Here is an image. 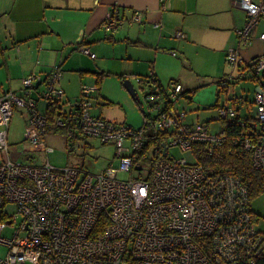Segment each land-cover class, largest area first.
<instances>
[{
	"label": "built area",
	"instance_id": "built-area-1",
	"mask_svg": "<svg viewBox=\"0 0 264 264\" xmlns=\"http://www.w3.org/2000/svg\"><path fill=\"white\" fill-rule=\"evenodd\" d=\"M233 1L245 11L246 20L235 28L237 46L229 48L225 58L236 73L222 76L218 85L227 93L239 78H257V84L256 115L240 119L237 126L247 129L232 137L222 130L210 133L207 122L189 123L183 86L177 81L160 85L153 70L145 86L148 113L143 111L145 121L138 129L92 115L95 85H82L79 98L66 110L60 66L45 78L25 76L23 95L0 96V244L7 248L0 264H257L264 256V233L255 228L247 187L238 178L209 173L169 154V148H179L195 159V145H205L212 155L231 140L250 153L253 168L264 175V57L245 63L239 51V46L252 44L264 19V0ZM141 17L135 11L125 19L115 6L103 29L112 33L123 22H141ZM176 37L185 36L177 32ZM258 39L264 44V32ZM81 51L95 58L89 49ZM42 83L45 88L36 97ZM48 107L59 112L52 125L65 131L68 150L78 135L97 138L114 145L117 165L93 175L72 166L56 168L48 160L31 165L11 159L8 131L15 109L26 112L25 140L46 155L53 152L44 145ZM216 113L221 122L238 115L227 105L217 106ZM152 134L166 139L162 154L154 159L152 150L144 152ZM140 160L147 163L146 177ZM123 173L129 174L127 180L117 177ZM8 227H14L13 237L4 239L1 233Z\"/></svg>",
	"mask_w": 264,
	"mask_h": 264
},
{
	"label": "crops",
	"instance_id": "crops-1",
	"mask_svg": "<svg viewBox=\"0 0 264 264\" xmlns=\"http://www.w3.org/2000/svg\"><path fill=\"white\" fill-rule=\"evenodd\" d=\"M115 6L125 19H131L135 11L140 12L141 22H123L115 32H106L103 23ZM245 20V11L233 0H0V96L7 92L23 95L25 76L35 73L45 78L57 66L62 72L59 87L65 94H71L74 89L80 91L82 85H98V79H102V85L103 78L113 75L104 69L117 59L132 63L120 75L141 78L137 82L146 86L147 68L143 70L142 65L147 54V58H153L151 64L159 55L174 59L216 58L213 74L217 76L224 71L227 50L237 46L234 30L242 27ZM154 24L160 27L155 28ZM259 24L251 47L239 46L244 61L262 57L264 44L258 36L264 27ZM177 32L185 37L177 38ZM165 46L169 49L163 51L161 48ZM83 47L95 54V58L83 54ZM189 47L196 52L193 56L188 55ZM97 58L106 59L97 61ZM150 68L160 82L162 71L158 64ZM252 82L255 88L257 83ZM237 85L225 92L227 102L221 105L235 108L245 105L242 96L235 95ZM44 88L43 83L38 85L34 95L38 97ZM183 90L190 96V89L183 86ZM101 95L99 88L94 105L96 100L100 106L106 104ZM64 100L68 110L67 105L73 101ZM45 108L44 105L42 111ZM16 111L20 115L25 113L23 109H15L14 114ZM10 157L19 161L11 151Z\"/></svg>",
	"mask_w": 264,
	"mask_h": 264
},
{
	"label": "rangeland",
	"instance_id": "rangeland-1",
	"mask_svg": "<svg viewBox=\"0 0 264 264\" xmlns=\"http://www.w3.org/2000/svg\"><path fill=\"white\" fill-rule=\"evenodd\" d=\"M260 27H264V20L259 24ZM243 46L242 48H244ZM251 47V46H250ZM133 48V47H129ZM163 51L169 49L168 46L161 48ZM201 50V49H199ZM188 55L193 56L196 52L192 48H188ZM164 54L163 52H160ZM261 56L264 57V49L261 52ZM149 54H147L148 57ZM168 56V55H165ZM145 57V62L142 65V69L147 68V74H149L152 65L158 67L162 71L160 82L163 86H167L170 81H179L184 87L190 89L191 101L184 99L182 105L188 112L187 121L193 123L196 126H200L207 122L209 124L210 133H217L222 129V122L217 119L216 107H213L217 102L218 105L225 104L226 97L225 91H222L218 85V78L220 76H226L231 73L235 74V68H232L226 62H223V70L217 76H214L216 68L214 67L216 58H157L153 61L152 56L150 58ZM106 58H97V61H105ZM248 62V60H245ZM110 68H105V72L113 73L108 77L103 78L104 81L101 85H95L101 92V96L105 98L106 104L100 106L96 104L91 111L92 115L98 114V118L107 119L118 124L130 126L134 129H138L143 126L145 116L143 111L148 113V105L144 100L145 92L148 87L144 84L137 82L141 78L128 76L125 80H129L135 90L137 100H134L129 92L120 83L121 71L128 70L132 63L125 60L110 61L107 64ZM145 80V79H142ZM62 80H60V83ZM62 84V83H61ZM240 84V85H239ZM254 83L249 80H241L238 82V90L235 92L236 96L241 95L244 100V106L240 105L239 113L241 116L250 115L254 117L256 115V109L254 106ZM192 91V92H191ZM238 93V94H236ZM80 96V91L74 89L71 94L64 93V99L69 98L70 101H75ZM241 100V99H240ZM98 102V101H97ZM102 101H100L101 103ZM41 110L44 108V104H40ZM246 106V109H245ZM245 109V110H243ZM99 113L101 115H99ZM20 115L18 111L15 112L9 124L8 142L10 144V151L13 157L18 156L19 162L41 165L48 162L56 167L61 168L65 166H72L78 168L82 172L89 174H99L109 166H116L117 160L115 158V147L112 143L104 144L99 139L93 137L77 136L74 139L72 149L68 150L67 145L70 144L66 137V133L63 129H56L51 124L48 126L47 136L44 145L53 148V152L46 155L45 152H40L39 147H35L29 144L25 140L27 134V117ZM191 119V122L189 121ZM26 121V122H25ZM78 138V139H77ZM169 154H172L174 158H185L188 163H195V159L190 151H181L179 148H169ZM14 159V158H13ZM139 166L143 168V177H146L148 173L147 163L144 160H140ZM119 179L127 180L129 178L128 173L118 174ZM250 208L254 217V225L257 231L264 233V193L254 200L250 204ZM12 211V208H10ZM14 227H8L1 233V237L4 239H11L13 237ZM7 248L0 244V257L6 255ZM24 264H35L32 262H25Z\"/></svg>",
	"mask_w": 264,
	"mask_h": 264
},
{
	"label": "trees",
	"instance_id": "trees-1",
	"mask_svg": "<svg viewBox=\"0 0 264 264\" xmlns=\"http://www.w3.org/2000/svg\"><path fill=\"white\" fill-rule=\"evenodd\" d=\"M249 63V62H245ZM100 78H102L100 76ZM119 78L121 81L126 79L125 75H120ZM251 80V78H248ZM102 80V79H101ZM101 80L98 79V84L101 83ZM251 81L256 83L257 78H252ZM259 81V80H258ZM160 85H162L159 82ZM187 97H186V96ZM184 96L191 101V97L188 94H184ZM217 103L213 106L215 107ZM47 109V116L49 125L53 123L54 117L59 115V112H55V109ZM238 115L237 118L232 122L223 121L222 122V131L223 133L228 134L229 137L234 136L235 131H245L246 125L243 127L237 126L240 119H245L250 116L244 115L241 116L239 113V109L236 108ZM254 125V124H250ZM53 126V125H52ZM237 128V130H236ZM252 128V127H251ZM165 136L163 134H152L149 136V140L146 144L144 152L152 150L153 159L156 156H160L162 154L161 144L165 141ZM193 154L196 156L195 163L199 164L204 168L207 172H212L214 174H222L229 175L241 180L242 184L245 185L248 189L249 200L250 203L256 197L262 195L264 193V175L253 168L251 162V156L249 152H246L240 148V146H235L228 140L225 144H223L222 149H218L212 155H208L207 148L205 145L198 144L193 147ZM257 264H264V256L262 258H257Z\"/></svg>",
	"mask_w": 264,
	"mask_h": 264
},
{
	"label": "water",
	"instance_id": "water-1",
	"mask_svg": "<svg viewBox=\"0 0 264 264\" xmlns=\"http://www.w3.org/2000/svg\"><path fill=\"white\" fill-rule=\"evenodd\" d=\"M122 85L129 92V94L131 95V97L134 100H137L136 93H135V90H134L131 82L129 80H124ZM163 146H164V144H163Z\"/></svg>",
	"mask_w": 264,
	"mask_h": 264
},
{
	"label": "bare ground",
	"instance_id": "bare-ground-1",
	"mask_svg": "<svg viewBox=\"0 0 264 264\" xmlns=\"http://www.w3.org/2000/svg\"><path fill=\"white\" fill-rule=\"evenodd\" d=\"M239 80H240V79H239ZM251 80H252V79H251ZM189 121L191 122V119H190ZM133 129H134V128H133ZM79 136H80V135H79ZM79 136H78V137H79ZM80 137H81V136H80ZM80 137H79V138H80ZM77 139H78V138H77Z\"/></svg>",
	"mask_w": 264,
	"mask_h": 264
}]
</instances>
